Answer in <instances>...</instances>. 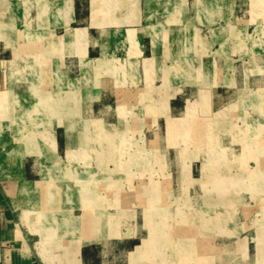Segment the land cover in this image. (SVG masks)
I'll list each match as a JSON object with an SVG mask.
<instances>
[{"label": "crops", "instance_id": "obj_1", "mask_svg": "<svg viewBox=\"0 0 264 264\" xmlns=\"http://www.w3.org/2000/svg\"><path fill=\"white\" fill-rule=\"evenodd\" d=\"M246 90L264 96V0H0V264H264V235L237 223L183 255L144 217L121 237L82 225L127 181L124 148L175 150L162 134Z\"/></svg>", "mask_w": 264, "mask_h": 264}, {"label": "rangeland", "instance_id": "obj_2", "mask_svg": "<svg viewBox=\"0 0 264 264\" xmlns=\"http://www.w3.org/2000/svg\"><path fill=\"white\" fill-rule=\"evenodd\" d=\"M247 93L248 90L242 94L239 103H220L218 108L228 117L217 118L216 114L213 118H196L192 126L185 118L179 120V132L161 135L162 142L176 145L175 150L162 149L159 153L148 145L124 148L122 159H129L125 168L127 181L123 188L113 189L111 195L104 192L98 196L101 210L96 216L84 215L82 225L86 228L92 221L90 217H95L92 225L97 229L92 233L121 237L133 231L121 226L130 228L139 217H144L150 226L160 222L162 238L177 239L176 248H171L177 255L184 253L180 240L192 236L200 241L204 237L215 245L222 237H232L236 223L240 224L242 236L251 232L264 235V136L254 135V127L264 124V101L259 100L264 96L250 102ZM236 108L240 117L232 118ZM181 127L184 132H180ZM136 137L142 142L141 136ZM155 175L162 178L160 184L165 192L161 197L151 192L143 195L140 186L149 185L150 189L152 183L147 180ZM170 175L175 183L169 196L168 183L163 180ZM249 225L257 226V230ZM213 248L210 245L209 251ZM200 251L199 246L194 247V252ZM195 257L192 264H202Z\"/></svg>", "mask_w": 264, "mask_h": 264}, {"label": "bare ground", "instance_id": "obj_3", "mask_svg": "<svg viewBox=\"0 0 264 264\" xmlns=\"http://www.w3.org/2000/svg\"><path fill=\"white\" fill-rule=\"evenodd\" d=\"M69 204V203H68Z\"/></svg>", "mask_w": 264, "mask_h": 264}]
</instances>
